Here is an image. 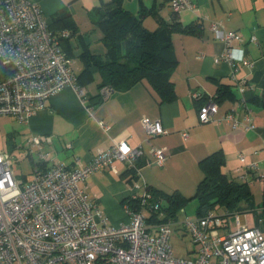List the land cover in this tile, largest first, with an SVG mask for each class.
Segmentation results:
<instances>
[{
    "label": "crops",
    "instance_id": "0c3cea01",
    "mask_svg": "<svg viewBox=\"0 0 264 264\" xmlns=\"http://www.w3.org/2000/svg\"><path fill=\"white\" fill-rule=\"evenodd\" d=\"M29 1L39 6L44 17L52 23L54 32L69 31L70 35L61 41V47L77 61L76 77L84 69L82 53L105 54L96 16L103 12L102 4L106 0ZM189 1L194 9L186 7L178 12L179 25L181 28L193 25L200 31L171 34L177 60L171 73L175 100L160 103L145 81L126 91H111L106 99H102L98 87L100 77L93 67L90 80L86 82L81 78L77 82L83 91L82 97L74 88L66 87L47 99L44 108L27 123L0 117L4 151L9 156L11 152L16 154L25 149L30 136L47 135L51 137V143L44 150L50 153L54 162L71 166L74 157L87 162L98 149H109L113 140L123 138L129 147H141L144 151L140 178L136 182H145L167 194L178 191L190 198L193 194L189 196V193L195 191L202 178L199 162L220 150L225 161L223 172L236 181L244 176L253 200L252 208L241 213L225 215L222 209L216 210L222 216V233L234 232L238 220L259 228L264 185V0ZM123 6L136 17H140L145 9L140 18L150 31L158 30L160 21L171 22L170 1L124 0ZM62 16L64 20H57ZM212 23H220L223 31L240 35L241 42L233 41L232 48L235 58L242 57L241 61L235 59L231 63L219 58L225 46L211 29ZM193 92L198 94L197 99L192 98ZM208 103L217 104L218 112L210 122L200 123L199 111ZM229 115L241 124H247L249 117L253 129L234 131L232 121L227 120ZM143 118L158 122L167 134L149 138L140 124ZM99 123L108 129H102ZM152 148L165 150L167 156L162 167L146 162ZM11 158L17 160L15 156ZM252 163L257 165L254 172L247 170ZM114 166L117 173L105 169L92 174L80 185L86 187L110 223L116 226L128 220L122 201L129 197L133 184L125 180L124 164L117 162ZM230 217L234 219L233 223H230ZM179 221V218L172 221V239L180 241L184 235ZM191 245L180 258L196 256V248Z\"/></svg>",
    "mask_w": 264,
    "mask_h": 264
},
{
    "label": "built area",
    "instance_id": "2783aa9c",
    "mask_svg": "<svg viewBox=\"0 0 264 264\" xmlns=\"http://www.w3.org/2000/svg\"><path fill=\"white\" fill-rule=\"evenodd\" d=\"M170 7L176 13L186 7L194 9L189 0H171ZM211 29L225 46L219 58L241 61L232 48L233 41L241 42L240 35L223 31L220 23H212ZM69 35L68 30L54 32L36 3L0 0V66L8 69L0 77V117L27 123L47 99L66 87L83 96L74 60L61 47ZM111 91L102 87L101 98L106 99ZM191 96L198 98L196 92ZM218 109L215 103L203 106L200 123L210 122ZM227 120L232 121L234 131L253 129L249 117L247 124L231 115ZM140 124L149 138L167 134L158 122L143 118ZM50 143L47 135L27 138L30 179L17 178L13 159L0 151V264H264V233L238 220L237 229L224 234L222 216L216 210L178 222L195 246L196 256L175 257L171 245L174 223L149 222L157 213L158 220L163 218L160 202L153 201L145 182H136L140 178L136 163L144 158L141 147L131 148L123 138L115 139L109 149H98L89 161L83 163L76 156L71 166H65L54 162L44 150ZM148 155L146 162L159 167L167 156L158 148L149 150ZM240 160L244 158L240 156ZM117 162L134 169L136 184L127 198L139 202L135 209L124 206L128 220L115 226L80 183L105 169L117 173ZM247 170L254 172L257 165L252 163ZM240 180L247 181L244 176Z\"/></svg>",
    "mask_w": 264,
    "mask_h": 264
},
{
    "label": "trees",
    "instance_id": "16d2710c",
    "mask_svg": "<svg viewBox=\"0 0 264 264\" xmlns=\"http://www.w3.org/2000/svg\"><path fill=\"white\" fill-rule=\"evenodd\" d=\"M171 1V0H167ZM124 0H106L102 4L103 12L97 13L96 24L102 31V40L106 47L104 55L82 53L84 69L76 77L90 80V69L96 68L100 77L99 89L110 87L112 91H126L142 81L147 82L157 95L159 102H172L176 98L171 73L177 60L172 49L171 34L173 32L197 33L195 26L181 28L178 13L173 12L170 23L159 22V29L148 30L140 17H136L123 6ZM64 20L59 17L57 20ZM51 29L52 23H50ZM8 69L0 66V77ZM78 84V83H77ZM79 86V85H78ZM142 161L136 167L142 166ZM225 164L220 150L213 152L199 162L202 178L198 182L190 198L182 196L178 191L171 194L149 187L153 201H159V213L163 218L157 219L158 213L150 216L149 222H167L178 218L180 210L191 200H196V216L202 217L210 210L222 209L225 215L241 213L252 208V193L247 181H236L227 176L222 168ZM125 180L132 185L137 179L134 169L125 166ZM138 200L130 198L122 201V206L135 209ZM259 228L264 231V185H262V210Z\"/></svg>",
    "mask_w": 264,
    "mask_h": 264
},
{
    "label": "rangeland",
    "instance_id": "374dc122",
    "mask_svg": "<svg viewBox=\"0 0 264 264\" xmlns=\"http://www.w3.org/2000/svg\"><path fill=\"white\" fill-rule=\"evenodd\" d=\"M76 68L78 67L77 61L74 60ZM0 151H4L3 138L0 134ZM10 158L15 156L16 161L13 160V173L17 178L25 177L26 179H30L32 175V162L30 157L27 156V151L25 149H21L20 152L10 153ZM34 158V155L31 156ZM12 159V158H11ZM134 185L136 183H133ZM194 193V189L189 193L191 196ZM260 200V199H259ZM196 200H191L185 208L179 211L178 218L183 220L185 217L196 218ZM234 219L230 217V223H233ZM192 243L189 238L184 236L183 240H178L173 238L171 240V245L173 248V253L175 257H184L186 255V250L192 247Z\"/></svg>",
    "mask_w": 264,
    "mask_h": 264
}]
</instances>
